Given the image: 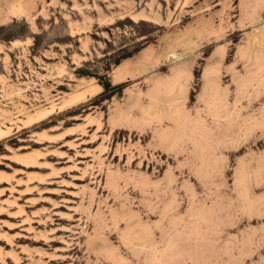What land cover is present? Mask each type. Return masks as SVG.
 Listing matches in <instances>:
<instances>
[{"label":"rangeland","instance_id":"374dc122","mask_svg":"<svg viewBox=\"0 0 264 264\" xmlns=\"http://www.w3.org/2000/svg\"><path fill=\"white\" fill-rule=\"evenodd\" d=\"M1 132L0 264H264V0H0Z\"/></svg>","mask_w":264,"mask_h":264},{"label":"bare ground","instance_id":"6f19581e","mask_svg":"<svg viewBox=\"0 0 264 264\" xmlns=\"http://www.w3.org/2000/svg\"><path fill=\"white\" fill-rule=\"evenodd\" d=\"M44 115H46V114H42V118H43ZM39 120H40V119H39ZM6 135H7L6 132H1V133H0V139L3 138V137H5Z\"/></svg>","mask_w":264,"mask_h":264}]
</instances>
